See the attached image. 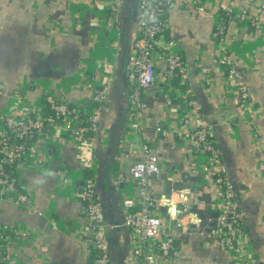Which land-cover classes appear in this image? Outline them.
I'll return each mask as SVG.
<instances>
[{"label": "crops", "instance_id": "0c3cea01", "mask_svg": "<svg viewBox=\"0 0 264 264\" xmlns=\"http://www.w3.org/2000/svg\"><path fill=\"white\" fill-rule=\"evenodd\" d=\"M263 1L176 0L167 12L169 28L163 36L177 41L186 61L185 88L197 100L234 186L235 203L244 213L256 253L253 264H264ZM126 3L115 16L110 10L112 0H0L1 101L7 97L0 115L12 106L49 113L48 96L53 95L93 110V88L109 80L94 134L92 168L83 166L78 143L64 132L63 123L48 138L34 141L26 159L15 166V175L32 187L33 195L25 206L7 195L0 199V226L10 234L2 250L12 264H93L96 249L82 232L88 221L80 195L88 178L104 206L111 264H140L133 253L131 230L125 225L123 201L138 194L129 168L143 158L141 146L148 143L159 157L160 171L151 176L150 188L153 208L166 219L164 229L176 245L170 252L172 263L247 264L235 260L211 236L218 215L217 191L205 170V157L195 154L188 140L185 98H166L158 76L141 94L138 130L130 127L136 116L135 78L128 71L133 46L124 75L119 67L118 19L133 14V44L140 10L136 14ZM257 16L260 25L254 27L249 19ZM220 18L226 25L223 38L214 34ZM115 42L117 47L112 45ZM112 51L117 54L110 62ZM223 55L241 71L249 91L252 108L247 117L241 115L228 71L220 62ZM111 63L113 70H109ZM164 67L160 65V70ZM17 90L23 101L13 96ZM88 171L91 177L86 176ZM175 183L181 184L185 198L174 190ZM163 195L172 196L170 211L159 200ZM189 209L190 215L185 216Z\"/></svg>", "mask_w": 264, "mask_h": 264}, {"label": "built area", "instance_id": "2783aa9c", "mask_svg": "<svg viewBox=\"0 0 264 264\" xmlns=\"http://www.w3.org/2000/svg\"><path fill=\"white\" fill-rule=\"evenodd\" d=\"M176 0H140V18L133 49L128 59V71L135 78L132 90L133 109L135 119L131 122V129L139 128L143 110L141 94L144 89L152 87L160 76V90L166 98L180 95L185 98L182 105L186 123L188 140L198 156L205 157V170L212 177L216 187L214 198L215 208L218 210L217 220L211 229V236L218 240L235 260L253 264L256 262L251 239L244 225V213L235 203L236 192L227 176V170L221 162L214 144L212 132L208 122L203 118L197 100L189 95L187 88L182 90L179 85H186L187 64L176 40L165 39L164 33L169 28L166 17L168 10ZM126 0H112L110 10L118 15ZM264 11V1L262 3ZM231 18L232 12L228 13ZM245 20V16L240 17ZM251 25L259 26V17L249 19ZM225 20L216 22L215 36H225ZM117 47L116 42L112 44ZM117 53L110 54V62L115 61ZM220 62L228 71L230 83L240 104L242 116H248L252 108L250 94L242 79V73L227 56L223 55ZM113 63V62H112ZM112 63L109 70H113ZM165 67L160 70V65ZM208 72L207 68L201 69ZM105 78L93 88L92 100L96 104L93 110L85 104L74 105L60 96H48L50 111L42 109L18 111L17 106L0 115V199L6 196L13 198L17 205L25 206L30 203L33 195L32 187L26 184L16 173V165L23 162L30 149L27 140L33 139L35 134L48 138V127L58 130L61 123L71 140L78 143L79 158L87 169L93 167V148L95 132L100 119L102 105L107 98L109 82ZM23 101L20 90L13 96ZM264 140V135H261ZM143 158L133 163L129 174L136 183L138 194L124 199L126 210L125 225L131 230L133 239V253L140 264H173L170 252L173 248V237L165 231L166 219L159 216L153 208L154 197L151 194L150 178L160 171L159 157L155 149L148 143L141 146ZM8 167V168H7ZM83 192L80 195L85 201L88 224L82 232L96 249L93 264H111L110 242L105 230V211L102 202L96 197V190L91 179L84 178ZM76 190V187L73 189ZM183 197L186 194L179 192ZM187 199V198H186ZM170 211L173 203L172 196H161L159 199ZM136 207H139L137 209ZM186 211V209H184ZM189 212H186V215ZM165 220V221H164ZM177 221V220H176ZM181 223V220H179ZM179 224V223H178ZM180 225V224H179ZM8 230L0 226V264H12L2 250V243L10 239ZM91 252V250H87Z\"/></svg>", "mask_w": 264, "mask_h": 264}, {"label": "water", "instance_id": "95a60500", "mask_svg": "<svg viewBox=\"0 0 264 264\" xmlns=\"http://www.w3.org/2000/svg\"><path fill=\"white\" fill-rule=\"evenodd\" d=\"M126 2H127L126 5L131 3V5L134 7L135 12L137 14V12L140 10V8H139L140 0H126ZM130 14H131V16L133 15L132 13H130ZM131 16L128 15L126 18L120 16L118 19L120 24H121L119 67H120V70L122 71V73L124 75H126L128 72L127 70H124V68L126 67V62H127L126 60H127L128 54L131 51V46H133L132 36H131V25H130L131 24V21H130ZM133 43H134V41H133ZM90 104H91V102H90ZM173 187H174L175 191H181L183 189V187L181 186L180 183H175ZM188 212H190V209ZM173 246H176V245H173ZM171 254H173V250H171Z\"/></svg>", "mask_w": 264, "mask_h": 264}, {"label": "trees", "instance_id": "16d2710c", "mask_svg": "<svg viewBox=\"0 0 264 264\" xmlns=\"http://www.w3.org/2000/svg\"><path fill=\"white\" fill-rule=\"evenodd\" d=\"M111 15V14H110ZM179 88H181L182 90H185V85H179ZM8 98H9V96H8ZM1 99L2 98H0V102L2 103V104H0V108L2 109V108H4V106H5V103L7 102V97H6V99H5V101L3 102V101H1ZM0 109V110H1ZM44 110H48V107H47V104L44 106ZM49 112H51V111H49ZM48 132H47V134H50V135H52L53 133H54V131H53V129H52V127H48ZM40 137H42L41 135H37V134H35V136H34V138L33 139H30V140H27V144L28 145H32L33 144V142L34 141H36L38 138H40ZM0 158H1V154H0ZM8 168V167H7ZM91 172H86V176H89V177H91Z\"/></svg>", "mask_w": 264, "mask_h": 264}]
</instances>
